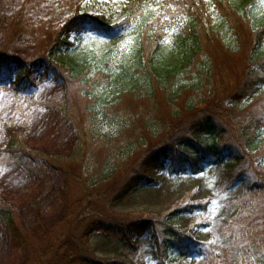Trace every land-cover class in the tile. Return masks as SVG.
<instances>
[{
	"label": "trees",
	"instance_id": "1",
	"mask_svg": "<svg viewBox=\"0 0 264 264\" xmlns=\"http://www.w3.org/2000/svg\"><path fill=\"white\" fill-rule=\"evenodd\" d=\"M197 1L190 0L189 19L177 35L167 41L164 27L142 34L130 61L117 72L101 63L87 65L84 59L52 63L67 80L79 81L83 96L90 99L80 120L68 104H55L76 124L77 140L70 155L33 153L22 134L11 127L3 154L32 174L61 169L68 162L80 165L85 193L77 208L80 216L87 217L99 212L95 193L101 183L110 188L121 184L115 193L123 199L134 189L155 183L152 173L164 169L169 161L174 168L195 174L209 165L225 166L232 172L238 168L252 171L253 179L245 174L241 178L247 190L227 231L247 264H264V24H255L232 0H212L223 18L201 16L193 6ZM146 5V0H128L125 20L135 19ZM87 24L105 30L110 38L119 26L112 17L92 15L78 7L57 32L53 53L71 46V34ZM30 72L25 60L0 54V83ZM106 86L116 87L111 98L103 99ZM260 98L262 105L256 107ZM125 100L137 104L122 108ZM99 148L104 149L103 159L98 156ZM28 158L39 165H27ZM196 207L201 210L203 203ZM173 220H136L121 224L119 230L105 220L95 221L81 239L102 231L130 246L128 230L143 237L154 228L160 264H173L172 252L180 258L198 253L207 257L206 264H225L217 259L211 244L196 240ZM0 224L19 244L30 245L34 264H54L57 258L62 264L100 263L80 241L72 244L62 238L41 247L31 244L17 210L1 194ZM256 230L263 236L261 241L251 239Z\"/></svg>",
	"mask_w": 264,
	"mask_h": 264
},
{
	"label": "rangeland",
	"instance_id": "2",
	"mask_svg": "<svg viewBox=\"0 0 264 264\" xmlns=\"http://www.w3.org/2000/svg\"><path fill=\"white\" fill-rule=\"evenodd\" d=\"M127 1L0 0V54L19 57L31 69L30 74L21 73L22 80L14 78L0 84V194L17 210L28 240L37 247L64 238L72 244L80 241L79 244L99 264H160L162 257L154 228L143 237L128 230L130 246L107 237L102 231L91 232L87 239L81 237L95 221L105 220L119 230L121 224L125 226L136 220L162 223L164 218H174V225L187 229L196 240L211 244L218 260L225 264H247L242 251L234 248L227 227L238 216L243 204L247 186L241 178L245 174L253 179L252 171L238 168L232 172L225 166L210 165L195 174L180 171L169 161L164 169L152 173L155 183L136 188L123 199H118L115 193L121 184L110 188L111 185L101 183L95 193L99 198L96 205L100 213L87 217L80 216L77 208V201L85 193L79 175L80 165L68 162L61 169H44L32 174L3 154L10 139L7 131L10 127L22 134L33 153L68 156L73 152L77 140L76 124L66 119L55 104H68L72 114L80 120L90 99L83 96L79 81L67 80L52 63L84 59L87 65L101 63L109 71L117 72L130 61L142 34L164 27L167 41H170L189 19L190 0H146L147 5L135 19L125 20ZM232 2L248 12L255 24H264V0ZM193 6L201 16L223 18L212 0H198ZM78 7L92 15L112 17L113 23L119 26L108 38L105 31L87 24L81 34L74 33L69 38L74 42L71 49L63 47L54 54L52 47L57 32ZM115 87L104 88L102 98H111ZM262 102L263 98H260L256 107ZM136 104L125 100L120 105L132 109ZM97 153L100 159L105 157L104 149H97ZM26 164L39 165L29 158ZM201 203L200 210L196 206ZM186 206L189 207L183 210ZM175 210L178 213L170 217ZM251 239L261 241L260 230L254 231ZM188 254V257L180 258L172 252L171 262L206 264L207 257L193 252ZM34 262L30 245L19 244L0 224V264ZM54 264L62 262L57 258Z\"/></svg>",
	"mask_w": 264,
	"mask_h": 264
}]
</instances>
